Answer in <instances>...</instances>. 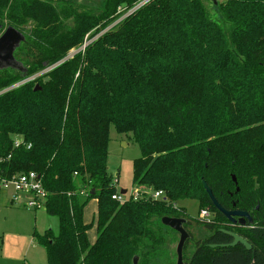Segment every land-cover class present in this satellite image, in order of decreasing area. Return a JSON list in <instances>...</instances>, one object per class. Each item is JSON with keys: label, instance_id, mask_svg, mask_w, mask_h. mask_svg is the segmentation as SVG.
Returning a JSON list of instances; mask_svg holds the SVG:
<instances>
[{"label": "trees", "instance_id": "obj_1", "mask_svg": "<svg viewBox=\"0 0 264 264\" xmlns=\"http://www.w3.org/2000/svg\"><path fill=\"white\" fill-rule=\"evenodd\" d=\"M138 1L105 0L96 14L69 0H0V25L26 37L15 53L25 72L0 71V179L40 176L45 211L59 220L56 235L34 232L48 264H147L172 231L164 217L193 224L177 202L216 212L204 182L225 210L252 216L253 249L213 251L230 243L217 233L189 264H264V0H206L228 28L205 0H150L69 57ZM111 127L140 148L132 185L142 199H114ZM217 217L196 222L213 232Z\"/></svg>", "mask_w": 264, "mask_h": 264}, {"label": "rangeland", "instance_id": "obj_2", "mask_svg": "<svg viewBox=\"0 0 264 264\" xmlns=\"http://www.w3.org/2000/svg\"><path fill=\"white\" fill-rule=\"evenodd\" d=\"M69 1L86 7L89 11L96 14L100 13L105 5V0ZM148 1L150 0H139L129 9L127 5L119 7L115 21L105 31L98 32V28H94L87 33L84 38V46L81 49L71 51L69 57L80 50H84L90 41L101 37ZM205 3L209 7L213 18L219 21L224 28H228L227 22H224L221 15L213 8L211 2L206 1ZM68 23L71 25L73 22L70 20ZM93 34H95V37L90 38ZM110 138L111 142L108 148L109 173L115 180L119 178L118 190H126L128 195H130L134 190L132 185L133 162L141 157L140 148L132 138L118 134L114 127H111ZM13 193L12 188L5 189L0 187V264H48L46 250L35 240L34 232L37 231L39 235H44L52 230L56 235L59 231V220L56 217L49 216L45 210L32 211L25 208L23 206L25 197L22 194L19 195L20 198L14 204L13 202L11 204V200L14 197ZM176 208L183 210L188 220L193 222L188 227V230L191 231L194 239H204L206 236L203 231L206 230L197 224L199 221V203L196 200L179 201L176 203ZM84 222L91 227L88 232V240L93 245L98 237L96 200H91L85 208ZM166 235L168 236L167 240L155 254L150 256L149 264H178L177 248L180 238L173 234L172 231ZM193 251V245L189 246L184 253L186 258H189Z\"/></svg>", "mask_w": 264, "mask_h": 264}, {"label": "water", "instance_id": "obj_3", "mask_svg": "<svg viewBox=\"0 0 264 264\" xmlns=\"http://www.w3.org/2000/svg\"><path fill=\"white\" fill-rule=\"evenodd\" d=\"M210 1L215 6L218 5V0H210ZM2 28L3 27L0 25V31L2 30ZM25 42H26V37L22 32L18 31L14 27H8L7 29H5L4 33L0 36V71L13 70L17 72H25L24 65L21 62H19L15 57L16 51ZM35 90L40 91L41 88L37 86ZM233 180L234 182H236L235 178H233ZM204 188L209 196V199L222 215L230 219L232 222H234L232 217L233 218L237 217L243 220H248L250 223H252L251 216L246 212H227L225 209H223L215 199L212 190L205 182H204ZM121 194L126 195L127 191L122 190ZM185 223L186 221L183 219H175L169 217H164L162 219V224L165 227H168L180 234V242L177 248L178 264H183V250L185 243L189 238L187 231L184 229ZM228 235L234 239V243L231 245V247H235L241 244L245 248H247V250H251L252 248L251 245L248 244V242L245 241L244 239L232 233H228ZM134 264H138L137 257L134 259Z\"/></svg>", "mask_w": 264, "mask_h": 264}, {"label": "built area", "instance_id": "obj_4", "mask_svg": "<svg viewBox=\"0 0 264 264\" xmlns=\"http://www.w3.org/2000/svg\"><path fill=\"white\" fill-rule=\"evenodd\" d=\"M148 2H145L144 4H147ZM21 143H22L21 140L16 139L15 147H19ZM0 187L5 189L8 188L13 189L14 191L13 193L14 197L12 199L13 204L20 198L19 195L22 194L25 197V202L23 205L25 208L32 211L46 210L48 193L43 187L40 176L37 175L36 173L31 172L28 174L14 176L10 179H0ZM130 197L134 198L135 200L143 198V196L140 195L138 192L132 191L130 195H128L127 192L126 195L120 194L115 196L114 199L123 203L125 200H127ZM162 197H163L162 192H157L152 196L154 200H159ZM199 221L211 222L212 216L210 210L208 209L201 210L199 213Z\"/></svg>", "mask_w": 264, "mask_h": 264}, {"label": "flooded vegetation", "instance_id": "obj_5", "mask_svg": "<svg viewBox=\"0 0 264 264\" xmlns=\"http://www.w3.org/2000/svg\"><path fill=\"white\" fill-rule=\"evenodd\" d=\"M7 29V28H6ZM2 34L4 33V31H5V29H3L2 28ZM1 34V35H2ZM213 204V203H212ZM214 206V205H213ZM222 207V206H221ZM235 207V206H234ZM214 208L216 209V207L214 206ZM223 208V207H222ZM224 209V208H223ZM227 211V210H226ZM219 213L225 220H224V223H223V227L222 228H217V219H218V217H217V213ZM216 212H211L210 211V213H211V216H212V222L213 223H216L217 225L215 226V229L213 230V232H208V231H203V233L205 234V238L204 239H200V240H195L194 239V236H193V234L191 233V231H189L188 229H187V233H188V235H189V238H188V240H187V242L185 243V246H184V250H183V264H189L190 263V259H191V257L192 256H194V254L196 253V251H197V244L198 243H200V244H202L203 242H205L208 238H210V237H215L216 236V234L217 233H223L224 235H226V236H228L229 238H230V243H228V244H220V243H215V242H213L209 247L211 248V250H213V251H216V252H218V250H224V249H226V248H230V249H235V248H238V247H242V248H244L245 250H246V252H251L252 251V249L253 248H251V250H247V248H245L243 245H241V244H239V245H237V246H235V247H231V245L234 243V239L231 237V236H229L228 235V233H232V234H235V235H237V236H239L240 238H242V239H244L245 241H247L248 242V244H250L249 243V241L246 239V237H244V235L246 234V231L247 230H250L251 229V227H252V225H253V223H254V221H253V218H252V216H251V218H252V223H250L248 220H243V219H240V218H233L232 217V219L234 220V222H232L230 219H228L227 217H225L224 215H222L217 209H216ZM227 212H241V211H238V210H229V211H227ZM243 221V222H242ZM172 232H173V234H175V235H177V236H179V238H180V234L179 233H177V232H175L174 230H172ZM180 242V241H179ZM179 245V244H178ZM191 245H193V249H194V251H193V254L189 257V258H186V256H185V251H186V249L189 247V246H191ZM251 245V244H250ZM263 246H264V244H263ZM251 247H252V245H251ZM151 256V255H150ZM136 258V257H135ZM134 258V259H135ZM138 258V257H137ZM134 259H133V264H134ZM140 262H141V260H140V258H138V264H140ZM255 261H253V263H254ZM150 263V261L149 262H147V264H149ZM144 264V263H143Z\"/></svg>", "mask_w": 264, "mask_h": 264}, {"label": "crops", "instance_id": "obj_6", "mask_svg": "<svg viewBox=\"0 0 264 264\" xmlns=\"http://www.w3.org/2000/svg\"><path fill=\"white\" fill-rule=\"evenodd\" d=\"M119 183V182H118ZM11 204H12V200H11ZM37 232V231H36Z\"/></svg>", "mask_w": 264, "mask_h": 264}]
</instances>
